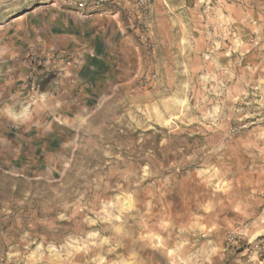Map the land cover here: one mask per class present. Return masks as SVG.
I'll list each match as a JSON object with an SVG mask.
<instances>
[{"label": "rangeland", "instance_id": "374dc122", "mask_svg": "<svg viewBox=\"0 0 264 264\" xmlns=\"http://www.w3.org/2000/svg\"><path fill=\"white\" fill-rule=\"evenodd\" d=\"M6 20L93 96L0 149V264H264V0H0Z\"/></svg>", "mask_w": 264, "mask_h": 264}, {"label": "crops", "instance_id": "0c3cea01", "mask_svg": "<svg viewBox=\"0 0 264 264\" xmlns=\"http://www.w3.org/2000/svg\"><path fill=\"white\" fill-rule=\"evenodd\" d=\"M17 25L19 21L6 20L0 24V149L35 144L37 139L48 134L46 131L53 124L63 125V120L70 119L73 112L82 115L93 96L83 69H79L71 71L70 77L62 76L57 89L53 87L52 76L42 77L41 94L31 107L34 93L27 86L28 54L37 48V43L49 49L53 42L45 37L37 42L33 36L16 28Z\"/></svg>", "mask_w": 264, "mask_h": 264}, {"label": "built area", "instance_id": "2783aa9c", "mask_svg": "<svg viewBox=\"0 0 264 264\" xmlns=\"http://www.w3.org/2000/svg\"><path fill=\"white\" fill-rule=\"evenodd\" d=\"M28 65L30 73L27 77V86L29 91L34 94L40 92V79L42 77L45 78L46 73L53 71V87L57 89L60 85L59 81L62 77L63 66L73 65V67H76V63L69 56L63 55V52H47L42 54L34 50L28 54Z\"/></svg>", "mask_w": 264, "mask_h": 264}]
</instances>
